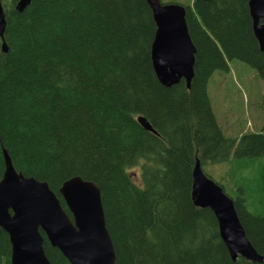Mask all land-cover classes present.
Listing matches in <instances>:
<instances>
[{
	"label": "trees",
	"instance_id": "1",
	"mask_svg": "<svg viewBox=\"0 0 264 264\" xmlns=\"http://www.w3.org/2000/svg\"><path fill=\"white\" fill-rule=\"evenodd\" d=\"M1 1L0 178L6 149L16 171L45 181L70 218L62 183H95L115 264H264V170L262 212L248 209L241 188L231 197L261 262L232 260L214 213L191 199L196 158L204 166L264 156V121L258 131L225 136L207 93L212 74L233 59L264 82L248 0L183 5L193 77L169 87L152 67L156 26L146 0H30L22 11L18 0ZM41 234L50 264H70ZM10 252L1 231L0 264H10Z\"/></svg>",
	"mask_w": 264,
	"mask_h": 264
},
{
	"label": "water",
	"instance_id": "2",
	"mask_svg": "<svg viewBox=\"0 0 264 264\" xmlns=\"http://www.w3.org/2000/svg\"><path fill=\"white\" fill-rule=\"evenodd\" d=\"M155 22L151 43V63L158 81L169 87L181 79L189 85L193 77L195 46L190 38L185 7L179 3L146 0ZM30 0H18L22 11ZM253 34L259 49L264 51V0H248ZM6 25L0 0L1 50L7 46L3 38ZM141 126L155 133L145 117L137 118ZM4 168L0 178V233L9 238L10 264H50L43 248V232L70 264H115V251L105 225L99 187L71 177L59 193L71 218L45 181L16 171L2 149ZM191 199L194 205L209 208L215 215L221 240L232 260L238 255L252 262H261L239 221L232 199L202 170L196 158L192 168Z\"/></svg>",
	"mask_w": 264,
	"mask_h": 264
},
{
	"label": "rangeland",
	"instance_id": "3",
	"mask_svg": "<svg viewBox=\"0 0 264 264\" xmlns=\"http://www.w3.org/2000/svg\"><path fill=\"white\" fill-rule=\"evenodd\" d=\"M189 0H161V2L185 5ZM228 71H215L207 84L216 120L225 136L258 131L264 121V82L256 71L246 63L233 59L228 62ZM213 180L221 183L231 197L238 188L243 191L247 207L253 212H262L259 203L263 198L258 186L260 173L264 170V156L258 158H231L221 164L202 166ZM139 174V173H138ZM135 180L139 182L137 175Z\"/></svg>",
	"mask_w": 264,
	"mask_h": 264
}]
</instances>
